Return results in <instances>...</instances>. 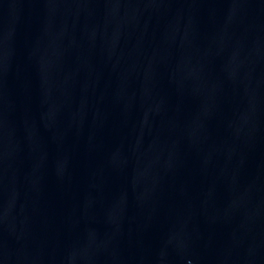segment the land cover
Listing matches in <instances>:
<instances>
[{"label": "water", "instance_id": "95a60500", "mask_svg": "<svg viewBox=\"0 0 264 264\" xmlns=\"http://www.w3.org/2000/svg\"><path fill=\"white\" fill-rule=\"evenodd\" d=\"M0 264H264V0H0Z\"/></svg>", "mask_w": 264, "mask_h": 264}]
</instances>
